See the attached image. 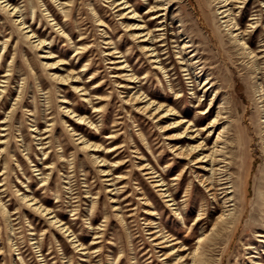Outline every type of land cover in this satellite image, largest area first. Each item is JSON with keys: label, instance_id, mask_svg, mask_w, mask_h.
I'll return each mask as SVG.
<instances>
[{"label": "rangeland", "instance_id": "obj_1", "mask_svg": "<svg viewBox=\"0 0 264 264\" xmlns=\"http://www.w3.org/2000/svg\"><path fill=\"white\" fill-rule=\"evenodd\" d=\"M130 1L138 6L136 18H132L129 13L121 17L117 8L111 4V0H33L34 8L29 0H11L19 4L23 10L26 25L31 24L30 28L37 30L41 33V37L47 39L46 47L42 49L33 47L31 40L25 38L22 32L26 31L25 28L22 31L18 28L14 18L20 14L10 16L11 13L6 12L0 4V89L8 84L3 92L4 97L0 99V120L9 114L8 111L19 90H23L21 105L11 121V129L6 131L10 136L9 148L0 158V171L4 169L5 158L8 160L6 161L8 166L5 168L7 172L0 175V182L4 183L0 186V198L6 204L10 215V219L7 220L0 209V264H95L99 260H101L100 264H162L159 260L162 256L159 255L161 252L152 249L153 240H150L149 224L146 221L151 214L144 213L145 207L149 206L144 204L145 199L139 198L140 191L147 193L146 197L155 208L153 217L158 223L154 225L161 224L164 230H171L175 236L182 239L188 234V229L196 219L201 204H207L208 207L207 217L203 221H206L208 227L221 211V204L214 200L211 191L197 176L198 164L191 165L187 159L176 157L171 151V144L174 141L168 143L170 139L165 138L167 134L163 133L160 124L148 113L138 111L131 105V101L127 100L129 88L119 87V81L122 79L114 76L119 73L115 68L117 62H109L111 59L122 60L124 57L115 58L107 54L109 44L106 42L109 37L112 42H119V50L122 54L129 55L128 63L138 68V78L150 74L146 78H141L139 82L132 83L135 84V89H139L141 84L144 85L146 90L160 96L156 100L173 104L178 110L188 114V117H198L201 110L208 109L215 90L211 89L204 94L201 80L206 79L208 74L215 78L217 81L215 88L218 87L222 93L216 97L211 113L208 116L203 115L199 126L216 113L220 100L226 96L228 101L226 114H229L231 119L232 146L225 149L228 156L222 164L229 160L239 162L240 159H244L245 168L248 169L250 194L246 200V214L234 237L232 240L224 239L220 247L212 251V256L206 263L253 264L252 258V261L257 259L264 264V210L260 211L256 208L259 204L257 202L259 184L264 185V180L261 179H264V131H262L263 127L261 128L264 126L262 122L264 120V58L261 60V72L256 74L251 63H248L250 56L241 52V47L236 44L225 23L222 22L221 8H218L222 4L218 0H171L163 11L166 13L164 14L166 34L161 35L163 31L158 30L155 34L160 36L153 37L156 40H167V48L164 45L159 46L164 42L161 40H157L154 46L160 48L161 57H169L164 61L166 64L164 70L154 68L149 53H146L139 44L141 42L151 44V39L141 40L143 36H132V32L142 29L138 28L137 23L140 25L150 22L148 26L153 29L161 23L162 17L151 18L157 13L149 11L151 0ZM263 1H247L237 15L239 26L247 30L251 29L253 37L246 38L247 45L256 51L262 43L264 44ZM46 7L48 9H45ZM63 8H68V15H65ZM96 14L101 16L106 25L98 24ZM22 16L20 18L24 19ZM252 16L258 17V28L249 27V18ZM53 17L56 19H51ZM127 23L131 25L127 27L125 25ZM179 27L181 31L178 33ZM82 34L88 37L87 41L93 45V49L86 52L80 60L81 57L74 58V54L78 47L75 42H81ZM188 34L194 43V47L189 48L188 51L197 48L196 58L201 62H196L195 66L188 60L193 53L187 54L181 50L183 39H189ZM4 40L8 41L5 47H3ZM50 51L55 56L48 57ZM60 51L68 53L64 56L59 53ZM165 51L168 52L164 53ZM59 58L67 60L68 63L49 65ZM88 60L92 62V67L86 68L74 85L86 87L89 92L93 89L95 81L98 82L103 77L105 81L100 86L106 89L110 98L105 101L109 103H103L104 111L99 113L93 111L94 107L91 103L83 100L84 90H76L69 82H55L48 74L50 70L66 75L72 68L75 74L83 67V62ZM195 60L192 58L193 63ZM181 62L188 63L190 69L182 70ZM45 63H48V66ZM165 69H168L167 73ZM94 70L99 74L91 79L90 72ZM3 75L9 76L10 80L1 81L4 80ZM193 76L199 77L197 82L191 81ZM49 90L51 92H48ZM100 92L99 89L96 93ZM64 97L70 101L68 102L70 105L78 106V113L94 114L98 126L94 128V125L90 126L87 122L77 123L75 117L67 116L69 114L63 108L59 110V104ZM201 98H205V101L200 108H197ZM65 120H68L67 123L64 122ZM52 121H54V129L46 131L45 135L50 134L48 139L53 137V146L51 151L44 154V151H48L50 147L46 146V148L45 145L39 144L40 136L37 134L46 128H51L48 123ZM114 121L122 123L118 125L120 130L118 138H114L111 142L112 139H107L106 136L113 129ZM67 124H71L70 127H76L79 131L99 134L100 138L97 140L104 141L102 146L112 143L125 144L121 152L123 149L127 151L121 153L119 158L130 160L114 174L118 175L122 172L129 176L118 183L120 186L127 182V186L118 194V199L122 201L118 212L123 215L124 220L120 219V215H115L116 210H112L111 195H114L115 190L108 191L110 181L101 175L97 163L90 156L78 150L75 139L77 136L72 134ZM237 130H240V133H237ZM1 132L0 129V134ZM216 133L207 137L208 144L216 138ZM205 135L206 133L200 136L205 137ZM144 142L151 144L152 153L148 152L150 149L145 147ZM136 146L141 147L140 151L145 158L149 156L148 161L155 164L160 171H164L166 180L170 181L171 189L175 191L180 202L178 212L185 210L184 219L181 218V213H175L173 210L175 206L166 202L160 190H157L150 178L139 169L140 155L131 151L135 150ZM25 147L28 149L20 150ZM105 151L107 147L97 154L103 156L107 154ZM26 152H29L30 159ZM62 153L64 155L61 157ZM116 153V151L108 153L109 158H114ZM48 155H50L48 163L56 162L52 169L43 168L42 162L46 161ZM36 164H39L38 167H34ZM185 164L191 166L185 167ZM240 167L239 165V171ZM182 169L185 173L178 176L180 179L172 180L173 176H177ZM43 170L50 175V182L45 186L41 180L45 175L42 173L40 175ZM231 171L232 169L228 170L229 175ZM236 175L239 177L238 188H240L241 171L230 176L234 178ZM187 189L189 195H185ZM127 193H131V196L129 195L125 200L124 196ZM23 194L42 199L45 204L58 211L59 218L68 222L85 245L92 247L89 251H92L93 247H101V250L93 251L90 256L82 254L81 249L74 245L67 233L50 223L47 216L34 210L21 198ZM218 196L221 198V193ZM185 197H189L188 203L185 202ZM128 202L131 204H127ZM130 207H134L131 210L135 213L133 217L128 216L130 211L127 209ZM75 211L76 213L73 214ZM106 214L109 216L108 222L103 221ZM251 222L254 224L249 227ZM104 223H106L105 235L102 238H94L95 232L104 227L101 225ZM202 223H199L190 235L187 246L194 245ZM261 232L263 236H258ZM260 238L262 240H258ZM97 240L101 241L92 243ZM250 246L251 248H247ZM121 250H123L122 255L119 256Z\"/></svg>", "mask_w": 264, "mask_h": 264}, {"label": "bare ground", "instance_id": "obj_2", "mask_svg": "<svg viewBox=\"0 0 264 264\" xmlns=\"http://www.w3.org/2000/svg\"><path fill=\"white\" fill-rule=\"evenodd\" d=\"M30 5L34 8V3L33 0H29ZM171 0H151V3L149 5V11L150 12H157L156 14H153L151 18H161V23H158L157 26H155L153 29H151L148 24L150 22L142 23L139 25L137 23L138 28H142L141 30L137 32H132V36L139 37L143 36L144 38L141 40H149L151 39V44L149 43H139L141 48L145 50L146 53H149L148 56H150L153 67L154 68H160L161 70H164L166 68V64H164L165 59L169 56L161 57V53H159L158 47L154 46L157 40L164 41L161 43L159 46H166L167 48V43L166 39H153L154 36H160V34L156 35L155 31L161 30L163 31L161 35L166 34V27H165V18L166 14L163 12L166 10L168 3ZM221 2L222 5L218 6V8H221L220 13L222 14V22L225 23V26L228 28L230 31V34L232 38L236 41V44L239 45L242 49L241 52L246 54V56H250V61L248 63H251V66L255 69L256 74L258 72H261L262 66H261V60L264 58V44L262 43L260 47L257 49H252L250 46L247 45V40L246 38H252V32L251 29L247 28H242L239 26V22L237 20V15L241 12V8L245 6L246 2L249 0H218ZM264 2V1H263ZM0 4L3 7V9L11 13L10 16L19 13L20 15H17L15 17V22L18 24V28L22 31L24 28L26 31H22L25 38L28 40H31V44L33 47H36L38 49H42L46 47V38L41 37V33H38L37 30H34L31 27V24L26 25L27 21L24 18V13L21 7H19V4L11 2V0H1ZM111 4L116 10L119 11V14H121V17L126 16L128 13L132 15V18H136L137 15V5L135 6V3H132L130 0H111ZM170 8V6H168ZM45 9H48L46 7ZM63 10L66 12L65 15H68V8ZM258 10V9H257ZM254 10V11H257ZM127 13V14H126ZM23 15V16H22ZM52 15V14H51ZM23 17L24 19L20 18ZM142 16V15H140ZM97 20H99V25H106L105 21L96 14ZM257 16H252L250 17V21L248 22L249 27L258 28L259 23L257 19ZM53 20L56 19V17L51 18ZM58 24V23H57ZM127 27H129L131 24L127 23L125 24ZM180 27L178 30V33L180 32ZM184 31V29L182 30ZM107 31H105L106 33ZM142 33V34H141ZM185 33H187L185 31ZM140 34V35H138ZM182 35V34H181ZM187 40L185 38L183 39V45L181 46V50L187 54L193 53L188 60L191 61V64L193 66L197 65V63H201L199 58L197 57V48L188 51L189 48L194 47V43H192V38L190 37V34L187 35ZM81 42H75V44L78 45L77 51L74 54V58L81 57L80 60L83 59L82 56L86 55V52L92 51L93 45L88 42V37L84 34L80 37ZM109 39L106 43L108 45L109 52L107 54H110L111 56L118 58L121 57L124 59L122 60H112L111 59L109 62H117V67H115L117 70H119L118 74H114V76H117L121 78L122 80L119 81V87H124V88H129V94H128V99L131 101V105L134 106L138 111H142V113H148L150 117L156 120L157 123L160 124V127L163 131L164 134H167L165 136L166 139L169 140V144L174 141L171 144L172 152L175 153L176 157H183L184 159H187L188 162H191V165H194L197 163V170L199 172L203 171L202 173L199 174L197 172V176L200 177V181L205 184L207 189L211 191L213 197L215 198L217 202L221 204V211L220 213L215 217L214 221L212 222L211 226L208 227V224H206L205 218L207 217V204H201L199 208V212L196 215V219L194 220L193 224L191 227L188 229V234L182 239L174 235V233L171 232V230H164V228L161 227V224H156L158 222H155V219L153 215L155 214V208L152 207V204L150 203L149 198L146 197L147 193L145 191H140L138 194L141 196L139 198L145 199V205L149 207H145L144 213L145 214H151L149 218H146L147 223L149 224V233H150V240H153L151 244L152 249L155 252H161L159 255H162L161 258L159 259L160 262L162 261V264H207L206 261L209 260L212 256V251L217 250L218 247H220V244L224 239L229 238L232 240L234 237L236 231L239 229L241 220L246 214L247 211V196L249 193V176H248V169L247 167L245 168V162L244 159H240L239 162L236 161H231L229 160L225 164H222V162L225 160V158L228 156L226 155V150L230 146H232L230 142V137H231V124H230V115L226 114L228 112V106H227V100L226 96H223L222 99L220 100L219 105L217 106V111L216 113L209 118V120L204 123L203 125L199 126V122L204 117L203 115L208 116L212 109H213V103L216 100V97L220 95L221 90L217 87V81L211 74L206 76V79L201 80L202 90L204 94H207L211 89L214 91V95L211 97L208 109H203L200 111V116L198 117H188V114L183 113V111L178 110L173 104L167 103L166 101L163 100H156L157 98H160V96L156 95L154 92L150 90H146L144 88V85L141 84L139 89H135V84L132 83H137L140 81L142 78L148 77L150 74L147 73L143 77L138 78L137 72L138 68L130 65L129 62V55L122 54V51L119 50L120 45L119 42L111 41V37L107 38ZM8 41L4 40L3 41V47L7 46ZM114 44V45H112ZM152 46V47H151ZM165 49V48H164ZM121 52V53H120ZM168 51H165L164 53H167ZM62 55H66L68 52L67 51H60L59 52ZM48 57L55 56L53 55V52L50 51ZM45 56V55H42ZM193 56V57H192ZM182 58V56L180 57ZM192 58L196 59L193 63ZM181 61V60H180ZM184 61V60H183ZM264 62V60H263ZM62 63H68L67 60L63 58H59L58 60L52 62L49 65H56V64H62ZM89 63V64H88ZM182 70L188 71L190 68H188V63L186 62H181ZM48 63H45L46 66ZM72 64V62L70 63ZM190 64V63H189ZM82 68H80L77 73H73V69L71 71L67 72L66 75H61L57 74L56 72H51L50 70L48 71V74L50 78L55 81V82H64V83H72V85L75 87L76 90L82 89L84 90L83 95V100L88 101L91 103V106L94 107V112H103L105 109V104H103L107 99L110 98V94L106 92V89L100 86L105 80L100 78V80L93 84V89L88 92V89L86 87H80L79 84H75L74 82L76 80H79L81 75L84 73L83 71L88 68L92 67V62L87 61L83 62ZM74 67V66H73ZM58 68V67H57ZM60 69V68H59ZM11 70V69H10ZM62 70V69H61ZM168 69H165V73H167ZM260 70V71H259ZM90 78L93 79L98 75L99 73L94 70L90 72ZM187 74H190V72H186ZM8 75V74H5ZM192 77V76H191ZM194 78L191 81H198L197 76H193ZM75 78V79H73ZM1 81H9L10 77L9 76H4L2 77ZM80 82V81H79ZM260 84V83H259ZM8 85V84H7ZM2 86V89H0V99L1 97H4L3 92L6 90V87ZM98 86H100L98 88ZM100 89V93L97 94V90ZM48 92H51L49 90ZM96 93V94H95ZM194 93V92H193ZM196 93V92H195ZM92 95H96V97H92ZM164 96V95H163ZM166 97V96H165ZM23 99V90L20 89L17 97L13 101L11 105V109L8 111V115L0 120V129H1V136H0V158L3 156V152H6L7 149L9 148L8 145V132L7 130L11 129V121L15 117V113L20 107L21 102ZM205 101V98H201L197 104V108H200ZM68 102H70L67 98L64 97L63 101L61 104H59V110L63 108V110L69 114L70 118L75 117V122L77 123H83L87 122L90 124V126L94 125V128L97 127L95 123V118L94 114L87 115V114H81L79 111V108L77 105L72 104L70 105ZM65 103V106L63 104ZM109 103V101L105 102ZM50 104V103H48ZM75 105V106H74ZM73 107V108H72ZM202 109V108H201ZM32 115V113H31ZM121 117V116H119ZM169 120V121H168ZM68 120H65L64 122L67 123ZM9 122V123H7ZM264 122V120H262ZM122 123L121 121H114L112 124V130L110 133L106 136L107 139H112L111 142H113L114 138H118V135L120 134V130H118V125ZM49 127L51 128H46L43 132H39V144L45 145L44 147L48 146L50 147L48 151H44V154H47L49 151H51L52 145V138L48 139L50 134L45 135L46 131H52L54 129V121L48 123ZM68 125V124H67ZM71 124H69L67 127L70 129L73 133V135H76V147L78 150L84 152L88 156H90L93 161L98 166V170L102 173L101 175L105 176L110 183L108 185L110 188L108 191H113L114 195H111V202L112 203V210H116L117 212L115 215L119 216V210L121 208V200L118 199V194L122 192V189H124L127 186V182L121 184L118 186V183L124 181V179L129 178L127 176V173H122L119 172L118 175H114L115 172H118V169L124 167L126 163L130 160L128 158H119L121 153H124L127 151L126 149L122 150V146L125 144H118V143H112L110 145H103V142H100L99 139L100 135L99 134H91L87 133L86 131H79L76 127H70ZM78 124H75V126ZM263 127V128H262ZM218 128V129H217ZM264 131V126H261ZM98 129V128H97ZM175 129V130H174ZM104 130V129H103ZM172 130V132L170 131ZM218 130V131H216ZM170 131V132H168ZM217 132V133H216ZM206 133L205 137L200 136L201 134ZM216 133V138L213 140L211 144H208L206 141L207 137L210 136L211 134ZM237 133H240V130H237ZM182 138H185L184 140ZM240 138V135H239ZM48 139V140H47ZM105 139V138H103ZM21 140V139H17ZM46 141V142H43ZM46 143V144H44ZM50 143V145H48ZM145 147L149 148L150 150L148 151L149 153L153 152V149L151 147V144L149 145L148 142H144ZM107 147V151L103 154H97L99 151L102 152L103 149ZM243 147V146H241ZM47 148V147H46ZM136 149H132L131 151L137 152L138 155H140L139 158H141V161L139 162V169L143 170V173L147 175V178H150V180L153 182V186H156L160 190V194L162 197L165 198L166 202L171 204L174 207L175 213L180 214L181 213V218H185V210H181V212H178L179 204L177 197L175 195V191L172 190L171 188V183L170 181H167L165 178V173L164 171H160L157 169V166L155 164L151 163L149 160V156L147 158L144 157V154L142 151H140L141 147L136 146ZM20 149V148H19ZM28 149V147L22 148L20 150ZM65 150V149H64ZM64 150H62L64 152ZM117 152L114 158H109L110 152ZM241 151V150H240ZM104 152V151H103ZM27 157L30 159L31 156L29 152H26ZM64 153H62L60 156L62 157ZM242 155V154H241ZM244 155V154H243ZM242 155V156H243ZM48 158H50V155L47 156L46 161L42 162L43 168H51L54 167L53 165L56 163L55 161L53 162H47ZM74 158V157H73ZM119 158V159H118ZM8 161L5 158L4 161V169L0 171V175H4L7 172V162ZM39 164L34 165V167H38ZM72 167H74V164L71 163ZM76 165V164H75ZM191 165L185 164V167H189ZM239 165L240 171H241V180H240V188H238V181L239 177L237 175L234 178H231L230 175L237 174L239 171ZM209 167V168H208ZM223 167V168H222ZM253 167V166H252ZM237 168V169H236ZM42 169V168H41ZM232 169L230 175L228 174V170ZM253 169V168H252ZM40 170V169H38ZM74 171V170H73ZM44 174L45 176L42 177V181L44 182V186L46 184H49L50 182V175L49 173H46L45 170L40 172V175ZM185 172L183 169L178 172V175H174L172 180L175 179H180L181 174H184ZM6 177H4L5 179ZM264 180L263 178H261ZM179 183V181H177ZM264 183V181H263ZM262 184V183H261ZM260 185L258 189V194H257V209H260V211L264 210V185ZM4 183L0 182V186H3ZM49 185H47L48 187ZM112 187V188H111ZM90 190V189H89ZM90 192V191H88ZM221 193V198L218 196ZM116 194V195H115ZM129 195L131 196V193H127V195L124 196V199H128ZM185 195H189V190H186ZM260 195V196H259ZM259 196V197H258ZM22 199H24L28 205L32 206L34 210L42 212L45 216H47L49 219V222L56 225L59 227L61 230L64 231V233L68 234L69 237L71 238L72 242L74 245H76L77 248L81 249L82 254H87L90 256V254L93 251L101 250L100 248H95L93 247L92 251H89L92 249L89 245H85V243L81 240L80 235L76 234L75 230L71 229V226L68 224L67 221H64L63 218H59V213L56 211L53 207L48 206V204H45L42 199H38L37 197L33 195H28V194H23ZM189 200V197H185V202L188 203L187 201ZM127 204H131L128 202ZM168 206V204H167ZM78 208V207H75ZM255 208V209H256ZM0 209L2 213L5 215V218L7 220L10 219V215L8 214V209L6 207V204L2 202L0 198ZM134 207H130L129 210L130 213L128 214L129 217H133L135 213L131 210H133ZM249 209V208H248ZM76 211L73 213L75 214ZM248 213V212H247ZM120 219H123V215H120ZM104 222L109 221V216L106 214L105 219L103 220ZM203 222V223H202ZM202 223L200 233L197 236V239L194 243V245L187 246L186 243L190 237V235L193 233L194 229L196 226ZM254 224V222L249 223V227H251ZM104 227L99 228L98 231L95 232L96 236L94 238H102L105 235V225ZM242 227V225H241ZM45 229V228H44ZM247 229V228H246ZM47 230V229H45ZM258 236H263L262 232L258 233ZM262 240V238L258 239ZM101 240L93 241L92 243L95 242H100ZM232 242V241H231ZM39 243V241L37 242ZM180 243V244H179ZM178 244V245H176ZM247 248H251L247 247ZM122 251H120L119 256L122 255ZM209 252V253H208ZM191 254V255H190ZM264 254V252H263ZM175 255V257H173ZM118 256V257H119ZM252 256V255H251ZM152 255L150 256V258ZM173 257V258H172ZM175 258V259H174ZM101 260L97 261L95 264H100ZM251 263L253 264H263L262 262H259L257 259L252 261L251 258Z\"/></svg>", "mask_w": 264, "mask_h": 264}]
</instances>
